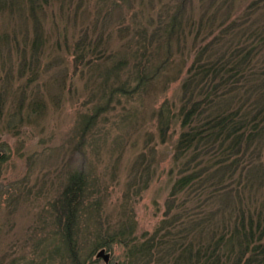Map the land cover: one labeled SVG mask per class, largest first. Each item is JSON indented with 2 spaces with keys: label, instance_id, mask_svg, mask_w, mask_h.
Returning a JSON list of instances; mask_svg holds the SVG:
<instances>
[{
  "label": "rangeland",
  "instance_id": "obj_1",
  "mask_svg": "<svg viewBox=\"0 0 264 264\" xmlns=\"http://www.w3.org/2000/svg\"><path fill=\"white\" fill-rule=\"evenodd\" d=\"M50 1L41 14L46 41L33 68L35 81H30L31 66H22L23 50L29 51L35 36L33 21L25 16L26 0H19L25 9L15 15L0 5V264H142L145 255L141 262L131 260L129 242L113 239L127 225L140 244L171 223L173 239L179 242L174 253L189 242L197 248L218 239L212 228L222 215L224 195L210 197L209 190H202L201 206L192 192L171 195L195 155L191 150L176 158L185 130L178 116L182 83L193 54L186 65L184 60L201 44L214 53L244 44L264 46L254 41L258 34L240 41L236 37L233 43L223 37L258 26L264 35V0ZM179 10L186 38L174 44L172 39L171 62L161 76L138 93L111 98L109 86L136 85L133 56L147 51L148 70L159 64L162 28ZM210 18L215 20L212 28L201 26L202 19ZM85 37L93 52L81 62L75 44ZM125 56H130L127 70L119 78L106 75L113 60ZM257 64L264 66L256 62L255 68ZM180 69L183 74L174 78ZM259 72L248 83L264 81ZM105 76L112 78L107 88ZM160 110L173 114V121L162 125ZM76 173L86 175L89 190L69 223V241L64 194ZM157 236L148 264H173L169 237ZM161 237L165 244H160ZM102 250L110 254L108 263L98 257ZM70 251L80 260L75 262Z\"/></svg>",
  "mask_w": 264,
  "mask_h": 264
},
{
  "label": "trees",
  "instance_id": "obj_2",
  "mask_svg": "<svg viewBox=\"0 0 264 264\" xmlns=\"http://www.w3.org/2000/svg\"><path fill=\"white\" fill-rule=\"evenodd\" d=\"M23 1L25 2V0ZM50 3V0H26L28 7L25 16L30 17L29 19L33 21L35 30L32 47L29 48V51L24 48L22 53L23 68L31 66L30 81L36 79L34 77L36 71L33 68L39 65L40 52L45 47L46 36L41 29L44 26L41 14L45 12L46 5ZM0 5L2 9L9 8L14 15L23 8L25 9V7L20 9L19 0H0ZM219 6L222 7V5ZM219 11L220 8H217L213 13L215 18ZM182 15L181 10L174 13L171 22L162 28L161 39L164 42V51L159 55V64L153 69L152 66L149 67L148 70L146 66L147 51L145 50L138 56H133L137 61L135 73L132 75L137 81L136 85L130 87V83H120L117 86H109L111 98L116 93L123 95L138 93L148 87L149 81H154L161 76V69L165 64L169 65L171 62L170 44L172 39L174 44L175 42L180 43L186 38L183 25L185 22L183 23ZM213 19L210 18L206 21L202 19L201 26L212 28V24H215ZM189 24L191 23L189 22ZM251 25L255 26V24ZM261 32L262 26H258L252 31L241 30V34L236 36L223 34V37L225 36L224 39L230 37L225 42L233 43L236 37L240 41L258 34L254 41L261 43L260 46H262L264 45V35ZM196 36L199 37V33ZM85 38L84 41L75 44L76 50L79 51L77 57L81 62L85 61L89 51L93 52L91 46L87 45V37ZM197 42L198 40L194 43ZM206 45L196 46L193 53L186 54L184 60L186 65L193 54V62L183 77L182 83L184 95L183 103L178 109V116L183 119L182 127L185 130L177 142L176 158H181L191 150L195 155L187 161L186 168L183 170L185 173L175 181L171 195L176 198L183 191L192 192L196 199L194 202L201 203L199 206L204 201L205 193L202 195V190H209L210 197L224 195L225 203L221 205L220 209L222 215L219 222L212 228V237L220 236L218 239L213 238L209 245H199L197 248L193 242H189L180 247L179 253H174L179 242L173 239V232L169 229L171 223L159 226L151 241H144L140 244L135 242L136 238L130 237L134 234L133 227L127 225L123 231L119 230L113 239L116 240L118 237L121 242H129L128 245L131 246L129 253L131 257L129 256V258L131 260H133L132 257L141 259L145 255L146 260L142 264L152 261L151 255L158 246L152 240H157V234L169 237V240L167 239L168 251L173 247V264H264V162L262 161L264 153V81L260 79L248 83L254 81V75L259 71L264 76V66L257 64L256 68L259 71L255 68L256 62L264 64V46L255 48L247 47L244 44L238 45L232 51L214 53L212 47ZM160 49L163 50V48ZM262 55L263 58H261ZM127 57L114 59L113 66L108 67L106 75L114 73L119 78L121 73L127 70L125 68L130 65V56ZM173 57H175L174 51ZM181 72L183 74L180 69L178 76L174 78L181 77ZM111 79L105 76L103 88L108 87L107 84ZM92 118H95V115L90 116L89 120ZM173 119V114L169 116L167 111L160 110L162 125L166 122L171 123ZM257 160L258 164H256ZM87 183L86 175L76 173L71 177L69 187L64 194L65 208L69 215L66 230V237L69 241L72 237L69 223L72 221L73 214L76 213V208L79 207L80 210L83 200L88 194ZM176 224V219L173 217V228ZM164 229H166L165 232H162ZM131 239L133 241H130ZM170 242H172V246ZM160 244H165L162 237ZM70 253L75 262L80 260L73 251Z\"/></svg>",
  "mask_w": 264,
  "mask_h": 264
},
{
  "label": "water",
  "instance_id": "obj_3",
  "mask_svg": "<svg viewBox=\"0 0 264 264\" xmlns=\"http://www.w3.org/2000/svg\"><path fill=\"white\" fill-rule=\"evenodd\" d=\"M1 153H0V157H1ZM98 257H102L104 259L105 262H109L110 261V254L106 253L105 250H102L99 254Z\"/></svg>",
  "mask_w": 264,
  "mask_h": 264
}]
</instances>
